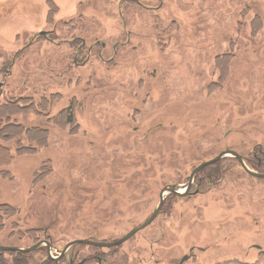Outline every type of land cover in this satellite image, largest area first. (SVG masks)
I'll list each match as a JSON object with an SVG mask.
<instances>
[{
    "label": "rangeland",
    "instance_id": "obj_1",
    "mask_svg": "<svg viewBox=\"0 0 264 264\" xmlns=\"http://www.w3.org/2000/svg\"><path fill=\"white\" fill-rule=\"evenodd\" d=\"M9 100L27 135L6 144L30 149L0 167V246L40 245L0 264H264V179L231 156L121 246L61 256L120 240L223 152L264 155V0H0Z\"/></svg>",
    "mask_w": 264,
    "mask_h": 264
},
{
    "label": "water",
    "instance_id": "obj_2",
    "mask_svg": "<svg viewBox=\"0 0 264 264\" xmlns=\"http://www.w3.org/2000/svg\"><path fill=\"white\" fill-rule=\"evenodd\" d=\"M226 156H231L236 158L239 163L241 164L242 168L244 170H246V172L248 174H251L254 177H257L259 179H264V174H258V173H254L252 171H250L245 164L243 163V160L241 158V156H239L237 153L233 152V151H227V152H223L222 154L218 155L216 158H214L211 161H208L204 164H201L198 168H196V170L194 171V173L196 171H198L199 169L211 165L212 163H216L219 162L222 158L226 157ZM166 192H170V193H174V194H178V195H184V193H180L178 191V189L176 188L175 185H170V186H166L165 188H163V190L161 191V195H160V202L157 205V208L154 210V212L151 213L150 217L141 225L137 226L136 228H134L132 231H130L126 236H124L123 238H121L120 240L114 242V243H94L91 241H88L87 239H78V240H74L70 243H68L65 247L63 252H65L70 246H74V245H78V244H82V245H92L95 247H99V248H112V247H116V246H121L122 244H124L125 242H127L131 237H133L136 233H138L139 231L145 229L146 227H148L153 221L154 219L159 215L160 212V208L163 204V200H164V195ZM40 244L37 243V245H34L32 247L29 248H18V247H7V246H0V252L3 251H7V252H19V253H27V252H31L34 251L36 249V247H38ZM48 245V244H47ZM187 259V257H184L183 260L180 262V264L182 262H184Z\"/></svg>",
    "mask_w": 264,
    "mask_h": 264
},
{
    "label": "trees",
    "instance_id": "obj_3",
    "mask_svg": "<svg viewBox=\"0 0 264 264\" xmlns=\"http://www.w3.org/2000/svg\"><path fill=\"white\" fill-rule=\"evenodd\" d=\"M16 107H18L17 103H14L10 100L0 105V167L9 165L14 158V154L19 155L20 153H25L24 151L30 149L19 146V149L16 151L14 150V152L12 153L11 149L6 144L12 138L11 136L22 137L27 135V133L22 130L23 129L22 125L18 123H13V125H10L9 123V121H11V116H13V114L15 113L14 111ZM70 108L71 107L66 108V110L64 111V115L61 117V119H64L66 117L69 124L73 122ZM9 132L12 133L11 136H8L10 135ZM40 132H45V131L41 130Z\"/></svg>",
    "mask_w": 264,
    "mask_h": 264
},
{
    "label": "flooded vegetation",
    "instance_id": "obj_4",
    "mask_svg": "<svg viewBox=\"0 0 264 264\" xmlns=\"http://www.w3.org/2000/svg\"><path fill=\"white\" fill-rule=\"evenodd\" d=\"M80 50H82L81 51V53L82 52H84L86 49H85V44L83 43L82 44V47L80 48ZM234 152V151H233ZM236 153V152H235ZM227 157H229V156H226V157H224V158H227ZM216 158V157H215ZM214 159V158H213ZM212 159V160H213ZM223 159V158H222ZM221 159V160H222ZM220 160V161H221ZM209 161H211V160H209ZM219 161V162H220ZM206 162H208V161H206ZM206 162H204V163H206ZM204 163H201V164H204ZM217 163V162H216ZM243 163L245 164V162L243 161ZM251 163H253L254 165H251ZM201 164H199L196 168H198ZM215 163H212L211 165H214ZM250 164V165H249ZM249 164H247V165H249V166H255L256 168H258V167H261V166H263L264 167V155H262V156H257V157H255V159H254V161H252V162H249ZM211 165H208V166H211ZM241 165V164H240ZM247 165L245 164V166L247 167ZM208 166H205V167H203V168H201V169H199L198 171H196L195 173H194V171L196 170V168H194L193 169V171H192V173H191V175H190V180H189V182H188V184H187V188L184 190V195H189V193L191 192V190L193 189V182H192V180L194 179L195 181H196V178H194L195 176H196V174L197 173H200L201 175H200V177H201V179L199 178V180L197 181V184L198 183H201V182H204V179L208 182V183H210V184H212L213 182H214V180H212V177H213V175L215 176V178H216V174H214V173H211V172H208V171H204L205 170V168L206 167H208ZM242 167V166H241ZM248 168V167H247ZM249 169V168H248ZM250 170V169H249ZM245 172H246V170H245ZM247 173V172H246ZM255 173V172H254ZM207 174H210V175H207ZM248 174V173H247ZM207 175V176H206ZM248 175H250L251 177H253V178H256V179H259V178H257V177H254V176H252L251 174H248ZM199 188H200V186H198ZM198 187H196L194 190H196V192L197 191H199V189H198ZM180 193H182V192H180ZM165 197H164V200H163V204H162V206L164 205V202H165ZM159 202H160V199H159ZM158 202V203H159ZM162 206H161V208H162ZM161 208H160V212H161ZM159 212V213H160ZM38 248L39 247H36V250H38ZM68 250V249H67ZM67 250L65 251V252H62V255L61 256H63L66 252H67ZM14 254H19V255H25L24 253H19V252H17V253H14ZM2 256V255H1ZM18 259H20V260H22L24 257H17Z\"/></svg>",
    "mask_w": 264,
    "mask_h": 264
}]
</instances>
